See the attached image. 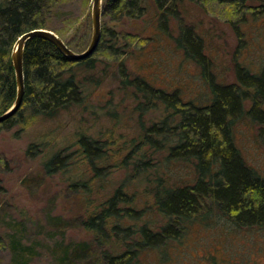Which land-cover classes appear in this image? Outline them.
<instances>
[{"label":"rangeland","instance_id":"1","mask_svg":"<svg viewBox=\"0 0 264 264\" xmlns=\"http://www.w3.org/2000/svg\"><path fill=\"white\" fill-rule=\"evenodd\" d=\"M248 3L259 6L258 12L248 13L247 17L245 14L243 19L225 13L229 8L223 10L219 6L214 10L209 6V11L204 5L188 3L187 20L195 27L187 28L202 38L207 71L219 82H236L238 67L252 71L264 67V0H248ZM92 4L93 0L87 3L64 0L61 4L62 10L73 17L90 13V24L86 22L77 36L78 41L88 29L84 38L87 43L76 51H82L91 42ZM104 19L102 15V36ZM53 23L64 25L63 20ZM108 24L120 33V45L125 44L122 37L125 31H135L137 38H145L144 43L132 44L133 52L124 62L130 77L139 75L156 87L176 89L184 101L203 104L208 99L210 90L203 67L175 42L181 27H172L173 35H158L155 12L147 13L140 20L108 21ZM157 36L158 40L154 38ZM99 50L95 53L96 68L85 63L75 65L79 77L95 75V81L84 80L86 97L82 104L73 105L52 118L33 116L27 110L15 124L0 129V234L6 239V246L0 249V264H18L11 243L13 237L27 247L29 253L24 256L27 264H54L63 247L91 241L94 232L86 228L83 221L106 206L107 199L117 188L133 194L132 203L118 206L135 207L138 218H114V222L120 223V232L115 234L108 228L112 237L101 244L100 249L121 253L140 236L143 224L158 231L169 222L155 202L156 180L162 175L167 177L164 170L173 175L166 178L168 183L180 175H190L193 181L192 164L169 161L165 166L166 146L151 141L144 144L145 130L160 124L167 116L172 120V111L159 100L145 104L142 92L123 83L120 61L108 64L102 53L97 54ZM235 124V138L242 153L249 164L264 175V124L248 118ZM82 134L101 145L102 159L97 161L101 165L100 175L93 172L79 153L77 140ZM156 135L152 133L151 137ZM30 146L33 151H29ZM60 150L69 154L67 164L56 172L47 170L46 161ZM141 158L149 160L150 166H144L143 162L141 166L146 168L134 173L133 163ZM219 217L223 222L225 217L220 215L206 222L199 218L186 227L179 238L137 250L138 263L264 264V230H243L220 236L222 229L212 226ZM127 226L132 227L133 235L127 234ZM78 264H101V261L92 256Z\"/></svg>","mask_w":264,"mask_h":264},{"label":"trees","instance_id":"2","mask_svg":"<svg viewBox=\"0 0 264 264\" xmlns=\"http://www.w3.org/2000/svg\"><path fill=\"white\" fill-rule=\"evenodd\" d=\"M63 1L0 0V114L8 110L17 97L18 84L12 53L21 35L34 29L48 28L58 33L74 50L86 45L84 38L88 29L84 30L78 41L77 36L86 22L90 24V13L84 12L77 17L67 15V11L61 8ZM188 3L204 5L208 10L209 6L214 10L219 6L229 8L224 12L242 19L245 14L246 17L248 13L256 14L259 8L249 4L248 0H103V16L112 22H132L143 19L149 12H155L158 35H173L172 27H181L180 36L174 38L175 42L188 57L203 67L204 77L207 78L210 91L203 104L193 100L184 101L176 89L156 87L139 75L130 77L124 64L126 57L133 52L130 47L136 41L141 44L145 40L137 38L135 31H125L122 34L125 44L120 45V33L104 19L97 54L102 53L108 64L120 61L123 83L133 85L138 92H142L146 98L145 104L159 100L172 111V120L167 116L160 124H153L145 130L144 144L151 141L166 146L168 154L165 166L169 161L192 164L193 181H190V175H180L177 180L168 183L167 179L173 178V175L164 170L167 179L163 175L157 178L155 202L169 222L158 231L143 224L139 229L140 236L121 253L100 249V245L103 246L112 237L108 228L115 234L116 231L120 232V223L114 222V218H138L135 207L118 206L119 203H132L133 194L117 188L107 199L106 206L83 221L84 226L94 232L93 239L63 247L54 264H78L92 256L101 264H139L137 250L145 246H161L169 239L179 238L185 228L199 218L206 222L213 216H224L223 222L220 221L221 217L215 218L214 223L210 222L213 227L222 229L220 236L227 237L243 230H264V175L249 164L235 138V123L240 119L248 118L264 124V67L260 71L238 67L237 80L233 83L219 82L212 77L211 72L207 71L208 60L202 38L193 29L187 28L195 27L187 20ZM55 20H63L64 25H54ZM154 38L158 40V36ZM83 63L96 68V54L75 61L69 59L51 39L41 35L29 38L24 48L23 105L12 117L0 122V129L15 124L27 110L33 116L52 118L73 105L82 104L86 97L85 81H95L94 74L79 77L75 65ZM152 133L157 135L153 138ZM77 144L79 153L93 172L100 175L101 165L97 163L102 159L100 143L82 134ZM29 151H33V146ZM68 155L60 150L46 161V169L56 172L63 168ZM141 163L150 166L149 160L141 158L133 163L134 173L146 168ZM131 230L132 227H126L127 234L133 235ZM11 243L16 262L27 264L24 257L29 253L27 247L19 238L13 237ZM5 246L6 239L0 234V249Z\"/></svg>","mask_w":264,"mask_h":264},{"label":"water","instance_id":"3","mask_svg":"<svg viewBox=\"0 0 264 264\" xmlns=\"http://www.w3.org/2000/svg\"><path fill=\"white\" fill-rule=\"evenodd\" d=\"M102 15L103 0H93V36L89 45L82 51H76L69 47L58 33L48 28L34 29L24 33L18 38L12 53L18 84L17 97L14 104L4 113L0 114V122L12 117L23 105L25 91L24 48L27 40L36 35L47 37L55 42L69 59L75 61L84 60L91 57L99 49L102 40Z\"/></svg>","mask_w":264,"mask_h":264}]
</instances>
